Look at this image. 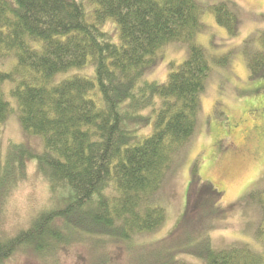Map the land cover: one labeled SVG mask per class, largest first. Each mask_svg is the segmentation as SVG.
I'll return each mask as SVG.
<instances>
[{
    "label": "trees",
    "instance_id": "16d2710c",
    "mask_svg": "<svg viewBox=\"0 0 264 264\" xmlns=\"http://www.w3.org/2000/svg\"><path fill=\"white\" fill-rule=\"evenodd\" d=\"M202 10L196 0H0V59L15 58L10 70H0V127L16 111L22 130L41 137L44 148L37 153L24 144L8 145L0 164V200L27 161L34 162L48 196L47 208L38 207L29 226L0 238V264L17 251L44 257L78 233L86 235L76 241L99 235L131 243L162 224L165 209L152 199L194 134L211 69L203 47L193 41L203 29ZM208 10L236 34L237 18L225 4ZM108 20L116 39L104 28ZM170 42L187 43V58L164 82L146 79ZM250 42L244 54L256 77L264 69V31L255 49ZM227 58L214 63L223 66ZM85 68L84 75L56 79ZM5 81L13 83L9 94L16 109L2 89ZM150 125L151 132L141 135ZM220 194L208 181H191L186 210L160 241V256H153L157 264H188L176 254L196 255L203 264H264V190L250 193L261 210L255 235L262 249L250 243L213 248L207 229L228 209Z\"/></svg>",
    "mask_w": 264,
    "mask_h": 264
},
{
    "label": "rangeland",
    "instance_id": "374dc122",
    "mask_svg": "<svg viewBox=\"0 0 264 264\" xmlns=\"http://www.w3.org/2000/svg\"><path fill=\"white\" fill-rule=\"evenodd\" d=\"M196 1L203 7L200 14L203 29L193 41L203 47L211 69L200 94L194 134L180 149L152 199L153 205L165 209L162 224L151 232L133 236L131 243L99 235L93 239L86 238V241H76L86 235L78 233L71 244L49 255L37 257L30 251L24 254V251H17L6 264H157L160 259L153 256L164 249L165 245L160 241L174 230L186 210L192 180L212 183L221 191L220 204L228 207L226 214L213 218L212 226L207 229L214 249L239 243H250L262 249L255 235L261 210L256 199L250 198V193L258 195L264 190V69L258 76H250L244 46L248 39L251 40V48L258 46L257 38L264 31V0ZM220 3L225 4L237 18V31L233 36L225 26L216 22L214 13L208 10V7ZM86 7L90 8V5L86 3ZM114 25L110 21L104 28L116 39ZM188 53L187 43H167L157 55L154 66L146 71L145 78L164 82L168 73L177 68ZM223 55L228 56L227 63L223 66L215 64L214 59ZM14 63V57L0 59V70L8 71ZM88 69H74L57 75L56 79L75 73L84 75L82 73ZM12 87L10 81L2 85L6 99L16 109L15 100L9 94ZM151 128L150 125L141 129V135L150 133ZM10 143L24 144L37 153L44 151L41 137L28 135L22 130L16 111L11 112L0 127V164ZM13 177L9 189L1 194L0 238L14 234L19 227L29 226L30 218L38 207L47 208L46 184L36 171L34 162L27 161L21 174L15 173ZM190 196L196 200L194 193ZM192 227L196 229L199 225L194 221ZM127 244H132L131 248L126 247ZM176 256L188 264H203L196 255Z\"/></svg>",
    "mask_w": 264,
    "mask_h": 264
}]
</instances>
